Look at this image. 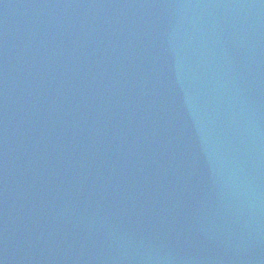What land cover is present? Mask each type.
<instances>
[{
    "label": "water",
    "instance_id": "obj_1",
    "mask_svg": "<svg viewBox=\"0 0 264 264\" xmlns=\"http://www.w3.org/2000/svg\"><path fill=\"white\" fill-rule=\"evenodd\" d=\"M0 264H264V0H0Z\"/></svg>",
    "mask_w": 264,
    "mask_h": 264
}]
</instances>
